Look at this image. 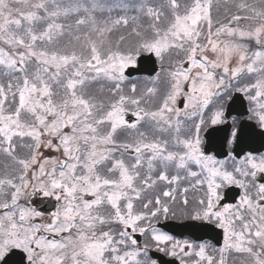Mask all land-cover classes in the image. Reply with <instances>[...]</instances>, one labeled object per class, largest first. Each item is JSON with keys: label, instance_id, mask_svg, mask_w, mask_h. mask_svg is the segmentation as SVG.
I'll use <instances>...</instances> for the list:
<instances>
[{"label": "snow or ice", "instance_id": "1", "mask_svg": "<svg viewBox=\"0 0 264 264\" xmlns=\"http://www.w3.org/2000/svg\"><path fill=\"white\" fill-rule=\"evenodd\" d=\"M260 149L264 0H0V264H264Z\"/></svg>", "mask_w": 264, "mask_h": 264}, {"label": "water", "instance_id": "2", "mask_svg": "<svg viewBox=\"0 0 264 264\" xmlns=\"http://www.w3.org/2000/svg\"><path fill=\"white\" fill-rule=\"evenodd\" d=\"M142 66L138 65L136 68H129L127 70V74L129 75V78L135 77V76H147L148 73L145 71L141 70ZM158 70V68H157ZM247 112V107H246V103L245 100H243L242 98L236 102V104L233 106L232 109H229L226 111V118H229L231 116H237L238 112ZM254 147L259 148V144L256 143L253 145ZM213 151L219 155L220 149L218 144L213 141ZM261 151H263L264 149H260ZM229 202H231V197L229 198ZM161 228H163L165 231H168L167 228H165L163 225H161ZM218 231V230H217ZM175 235L177 237H185V236H181L179 233H175ZM196 235L198 236H203L204 239H209V237L213 238V242L215 243L217 240L220 241L221 243V239H222V235L221 236H217L215 234V232L213 233H208V234H204V233H196ZM152 258L157 259L159 264H170L171 261L166 260L162 255L157 254V253H151L150 254Z\"/></svg>", "mask_w": 264, "mask_h": 264}, {"label": "trees", "instance_id": "3", "mask_svg": "<svg viewBox=\"0 0 264 264\" xmlns=\"http://www.w3.org/2000/svg\"><path fill=\"white\" fill-rule=\"evenodd\" d=\"M128 83V86L130 87L131 83H136L138 89H143L146 85V82H143L141 79H137V80H132V81H128L126 82Z\"/></svg>", "mask_w": 264, "mask_h": 264}, {"label": "flooded vegetation", "instance_id": "4", "mask_svg": "<svg viewBox=\"0 0 264 264\" xmlns=\"http://www.w3.org/2000/svg\"><path fill=\"white\" fill-rule=\"evenodd\" d=\"M232 121H233V119H231L230 124L232 123ZM140 240L143 241V238L141 237Z\"/></svg>", "mask_w": 264, "mask_h": 264}]
</instances>
